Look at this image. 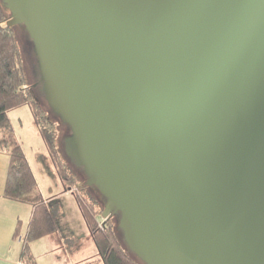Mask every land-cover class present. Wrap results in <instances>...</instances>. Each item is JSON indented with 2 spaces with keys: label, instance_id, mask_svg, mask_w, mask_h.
Listing matches in <instances>:
<instances>
[{
  "label": "water",
  "instance_id": "95a60500",
  "mask_svg": "<svg viewBox=\"0 0 264 264\" xmlns=\"http://www.w3.org/2000/svg\"><path fill=\"white\" fill-rule=\"evenodd\" d=\"M1 1L38 27L86 185L132 251L264 264V0Z\"/></svg>",
  "mask_w": 264,
  "mask_h": 264
},
{
  "label": "trees",
  "instance_id": "16d2710c",
  "mask_svg": "<svg viewBox=\"0 0 264 264\" xmlns=\"http://www.w3.org/2000/svg\"><path fill=\"white\" fill-rule=\"evenodd\" d=\"M8 19L9 11L0 0V150L7 152L10 157L4 196L11 200L29 202L33 206L28 230L21 237L20 264H38L31 244L58 231L57 213L38 189L36 176L22 142L15 133L9 112L28 105L62 182L70 187L76 185L83 192L87 187L67 167L57 145V124L41 105L33 89L27 85L20 44L14 27L7 25ZM73 194L98 250V263L95 260L93 264H147L142 259L141 263L126 250L112 219H104L99 226L97 218L103 214L104 209L97 210L98 200L77 192Z\"/></svg>",
  "mask_w": 264,
  "mask_h": 264
},
{
  "label": "rangeland",
  "instance_id": "374dc122",
  "mask_svg": "<svg viewBox=\"0 0 264 264\" xmlns=\"http://www.w3.org/2000/svg\"><path fill=\"white\" fill-rule=\"evenodd\" d=\"M10 16L11 13L9 12V18ZM14 29L23 56L27 85L33 89L41 105L57 124V145L67 167L76 174L80 182H84L86 185L88 180L87 171L83 166V161L73 137H69L71 128L65 116L59 86L42 35L32 21L18 24L14 26ZM9 115L15 133L22 140V145L33 165L38 189L45 200L49 202L50 207L54 208L57 213L58 231L55 232L56 235L63 236L66 242L63 245L65 248H71L73 244L69 238H75L78 249L84 250L78 252L79 257L87 254V258L81 262L78 260L79 264H93L99 257L98 250L73 192L98 200L100 206L99 204L96 206L97 210L100 208L105 210V199L92 186L86 185L87 189L83 192L76 185L70 187L62 182L49 155L46 143L39 134L32 111L28 105L11 110ZM108 216L107 218L103 214L98 216L97 223L99 222V226L102 225L104 219L105 221L108 218L112 219L126 250L142 263L143 261L136 256L128 244L126 232L121 228L123 226H120V214L114 213ZM95 262L98 263V260Z\"/></svg>",
  "mask_w": 264,
  "mask_h": 264
},
{
  "label": "crops",
  "instance_id": "0c3cea01",
  "mask_svg": "<svg viewBox=\"0 0 264 264\" xmlns=\"http://www.w3.org/2000/svg\"><path fill=\"white\" fill-rule=\"evenodd\" d=\"M27 158L35 174L28 155ZM9 163V154L0 150V264H20L21 237L28 230L33 206L29 202L11 200L4 196ZM60 236L52 233L32 242L31 249L38 264H79L87 258V254L79 257L78 252L84 250L78 249L75 238L70 237L73 246L65 248V239Z\"/></svg>",
  "mask_w": 264,
  "mask_h": 264
}]
</instances>
